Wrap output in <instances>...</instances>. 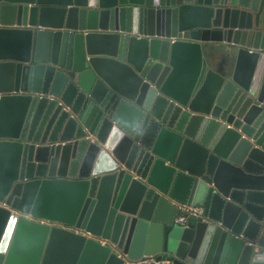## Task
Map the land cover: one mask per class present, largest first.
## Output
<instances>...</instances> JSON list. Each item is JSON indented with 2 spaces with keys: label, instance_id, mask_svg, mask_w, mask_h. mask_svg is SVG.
Instances as JSON below:
<instances>
[{
  "label": "water",
  "instance_id": "95a60500",
  "mask_svg": "<svg viewBox=\"0 0 264 264\" xmlns=\"http://www.w3.org/2000/svg\"><path fill=\"white\" fill-rule=\"evenodd\" d=\"M142 257L264 264V0H0V264Z\"/></svg>",
  "mask_w": 264,
  "mask_h": 264
},
{
  "label": "built area",
  "instance_id": "2783aa9c",
  "mask_svg": "<svg viewBox=\"0 0 264 264\" xmlns=\"http://www.w3.org/2000/svg\"><path fill=\"white\" fill-rule=\"evenodd\" d=\"M203 216V209L201 207H189V206H181L180 207V215L176 218L175 223L178 225H186L189 218H200ZM154 258L151 257H142L138 263H153Z\"/></svg>",
  "mask_w": 264,
  "mask_h": 264
},
{
  "label": "crops",
  "instance_id": "0c3cea01",
  "mask_svg": "<svg viewBox=\"0 0 264 264\" xmlns=\"http://www.w3.org/2000/svg\"><path fill=\"white\" fill-rule=\"evenodd\" d=\"M225 64H229V61H227L226 59L222 58V60L219 61V66H223Z\"/></svg>",
  "mask_w": 264,
  "mask_h": 264
}]
</instances>
